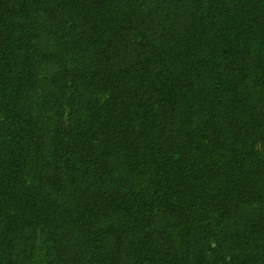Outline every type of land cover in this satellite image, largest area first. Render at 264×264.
<instances>
[{
    "label": "trees",
    "instance_id": "obj_1",
    "mask_svg": "<svg viewBox=\"0 0 264 264\" xmlns=\"http://www.w3.org/2000/svg\"><path fill=\"white\" fill-rule=\"evenodd\" d=\"M0 264H264V0H0Z\"/></svg>",
    "mask_w": 264,
    "mask_h": 264
}]
</instances>
